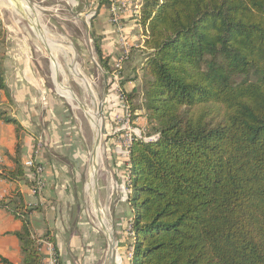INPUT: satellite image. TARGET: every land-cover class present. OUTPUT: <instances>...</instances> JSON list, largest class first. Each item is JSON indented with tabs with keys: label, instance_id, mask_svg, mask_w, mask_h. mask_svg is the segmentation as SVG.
<instances>
[{
	"label": "trees",
	"instance_id": "trees-1",
	"mask_svg": "<svg viewBox=\"0 0 264 264\" xmlns=\"http://www.w3.org/2000/svg\"><path fill=\"white\" fill-rule=\"evenodd\" d=\"M137 23L145 55L119 84L141 71L140 91L120 98L156 138L129 148L126 264H264V0H142ZM18 159L0 177L20 180ZM0 209L22 223L21 264H40L32 209L17 193Z\"/></svg>",
	"mask_w": 264,
	"mask_h": 264
},
{
	"label": "crops",
	"instance_id": "crops-1",
	"mask_svg": "<svg viewBox=\"0 0 264 264\" xmlns=\"http://www.w3.org/2000/svg\"><path fill=\"white\" fill-rule=\"evenodd\" d=\"M120 1L132 6H140L142 2ZM109 6V2L99 6L92 16L94 34L99 37L103 55L108 57V66L116 74L110 76L104 72L106 79L113 76L101 101L105 112L107 146L117 138L122 139L125 132L121 130L113 134L120 125L118 121L129 115L128 105L120 99V95L131 94L139 87V77L122 85L119 84V77H129V69L139 64L145 55V34L137 18L130 12H123L118 30L110 21ZM26 50L22 46L8 45L0 51V112L18 125L16 131L15 125L0 120V166L14 169L17 151L24 171V176L15 183L0 177V202H8L17 193L25 209H32L28 221L42 255L40 264H52V259L55 262L58 260L59 264H104L107 251L102 259V247L106 237L100 239L91 224L86 222L81 204L79 180L83 155L78 131L71 125L65 110L58 105L57 98L48 89L43 75L27 56ZM122 59L123 68L121 65L117 69ZM134 116L132 126L143 132L144 118L139 116V112ZM38 143L39 149L36 148ZM29 159L43 168L41 179L44 188L37 194L33 193V173L24 167ZM126 162L122 159L120 165H116L124 184L127 180ZM125 210L131 216L128 205ZM124 223L115 224L114 235L121 264H126L129 259L124 244ZM21 227L19 219L0 209V259L21 264L20 242L13 235ZM122 243L124 246H121Z\"/></svg>",
	"mask_w": 264,
	"mask_h": 264
},
{
	"label": "rangeland",
	"instance_id": "rangeland-1",
	"mask_svg": "<svg viewBox=\"0 0 264 264\" xmlns=\"http://www.w3.org/2000/svg\"><path fill=\"white\" fill-rule=\"evenodd\" d=\"M23 1L27 3L28 7L31 6V8H28ZM23 1H0V51H2L4 46L6 47L8 45L27 48V56L32 60L33 64L43 75L48 89L54 95L55 99L57 98L56 100L58 105L65 110V113L70 118L71 125L75 126L77 129L78 137L82 144L81 153L83 155L82 172L80 175L79 185L81 192V204L83 205L85 220L91 224L96 234L100 235V239H102V237L105 238L106 235L96 226L93 209L91 208L90 191L86 187L88 181L87 168L91 157L94 129L92 128L91 121L86 114V111H84L85 108L90 109V107H92L91 105L93 99L95 102L97 101V103L101 105L100 108L102 117L101 120L98 119L100 127L102 125L106 132L104 121L105 112L104 109H102L101 101L104 99L105 94L107 93L106 90L110 85L107 83L108 79L105 77V71L102 69L97 59L94 37L92 36L95 35L93 31L92 16L96 12L98 4L102 0ZM11 6L17 9H20L21 7L22 12L24 11L25 13L18 15L13 11ZM29 18L34 26H29L26 23ZM44 36L50 43L51 58L47 56L45 51L46 42ZM71 57L74 59V64L78 69L81 78L86 83V88L82 85V81L71 75L68 69L70 67L69 65L72 63ZM57 64L59 65L56 66ZM129 70H131L130 76H132L133 69ZM136 75L139 77L140 91L142 72L137 71ZM105 79L106 84L104 86ZM110 79H113V76ZM54 85H56L58 92L63 98L57 95ZM59 86L66 89L70 95L65 94L63 89ZM132 102L133 105L138 106L140 101L139 98H136L135 96ZM80 106L83 108V111L79 109ZM135 118L136 116H134L133 119L129 117V129H124L125 132L123 133L122 139L117 138L118 140H114L110 146L106 145L105 140V146H102L101 136V142L97 149L100 150L99 153L103 156L104 169L106 173L109 174L111 182L114 186V188H109L105 175L98 173L97 186L99 201L102 209L107 208L109 211V222L110 226L113 227L114 235L116 225L121 223V221H124L127 224L126 227H128L127 221L130 219V213L125 210L127 209V203L123 200V192L127 191V189L125 188L124 181L122 182L120 173L117 172L118 168L116 166L117 164L120 165V161L124 159L121 152L125 150V136L127 134L132 135L133 137L132 132H134L136 135L140 134V136L143 137V133L149 132L150 129V126L148 127L146 123L147 121L144 119V124L141 126L144 131L140 132L137 126H132L131 121ZM102 250V259H104L107 251L106 238ZM119 250L120 248L118 247V252ZM115 258V264L122 263L119 256L117 257L116 255Z\"/></svg>",
	"mask_w": 264,
	"mask_h": 264
},
{
	"label": "bare ground",
	"instance_id": "bare-ground-1",
	"mask_svg": "<svg viewBox=\"0 0 264 264\" xmlns=\"http://www.w3.org/2000/svg\"><path fill=\"white\" fill-rule=\"evenodd\" d=\"M2 1V0H0ZM16 2H20L21 0H14ZM23 1V0H22ZM24 2V1H23ZM25 3V2H24ZM26 6L28 7L27 3H25ZM28 8H31V6H29ZM21 11V15L22 13L24 14L25 12L23 11L22 12V9L20 7L19 9ZM25 16V15H24ZM32 26L33 23L32 21L30 20V18L27 20ZM54 45V44H53ZM66 48V47H65ZM60 49V48H59ZM53 50V49H51ZM66 50V49H65ZM63 52V51H62ZM64 53V52H63ZM68 53V52H67ZM66 56V55H65ZM72 58V57H71ZM54 59V58H53ZM71 64L69 65L70 67L68 68L71 75L82 81V85L86 88V83L85 81L81 78L80 76V73L78 71V69L76 68L75 64H74V59L72 58L71 60ZM56 64V63H55ZM54 65V64H53ZM59 64H57L56 66H58ZM68 67V66H67ZM97 75V74H96ZM81 85V84H80ZM90 85V84H88ZM60 87V86H59ZM61 89H63V91L65 92V94L67 95H70V93L60 87ZM94 97V96H93ZM92 97V98H93ZM70 100V99H69ZM75 102V101H74ZM79 104V103H78ZM92 107H90V109H84V111H86V114L88 115L90 121H91V124H92V128L94 129V140H93V145H92V149H91V157H90V161H89V166H88V172H87V184H86V187L88 188V190L90 191V196H91V208L93 209V215H94V218L96 220V226L97 228L102 231L106 236L108 235L107 234V230L104 228V223H105V220L108 224V226H110V222H109V211L107 210V208L105 209H102V215L100 213V210L97 206V199H96V194H95V186H97V179H98V173H102L105 175V177L107 178V181H108V184H109V188L113 187V183L111 182V179H110V176L108 173H106L105 169H104V163H103V156L101 153H99L100 150H97L98 149V145L100 144L101 142V133H100V122H99V114H98V106L99 104L97 103V101L95 102V100L93 99L92 100ZM97 114H98V117H97ZM88 120V119H87ZM94 177L96 178L95 179V184H94ZM98 187V186H97ZM96 199H94V198ZM102 216V217H101ZM103 221V222H102Z\"/></svg>",
	"mask_w": 264,
	"mask_h": 264
},
{
	"label": "built area",
	"instance_id": "built-area-1",
	"mask_svg": "<svg viewBox=\"0 0 264 264\" xmlns=\"http://www.w3.org/2000/svg\"><path fill=\"white\" fill-rule=\"evenodd\" d=\"M107 2H109L110 6H109V10H110V21L112 23V25H114L118 30H120V26H121V15L123 12H130L133 16H135L137 19L140 15V6H132L129 5L127 3H125L124 1H120V0H106ZM122 61H119L118 65H117V69H120ZM122 99V97L120 98ZM129 115H127L125 117L124 120H120L118 121V123L120 124L119 127H116V130L113 132V134H116L118 131L124 130V129H129L128 128V123H129ZM133 133V137L132 135H127L125 136L126 138V143H125V150L123 152H121L123 154V158L125 160H128V155H129V148L131 146V142L132 139L134 137H137L139 139H144V140H153L156 137L152 136L150 138H143L142 136L136 135V133ZM37 149L40 148V144L38 143L36 146ZM0 162H1V157H0ZM24 167L31 170L34 176V189H33V193L37 194L40 193L43 188H44V181L41 179V174L43 172V168L40 165H37L36 163L33 162L32 159L27 160L24 163ZM127 180L125 182V188L127 189V191L123 192L124 196H123V200L126 201L130 191L128 190L127 186ZM129 226V225H128ZM131 235V233L129 234ZM40 251V249H39ZM52 264H56L55 259H52Z\"/></svg>",
	"mask_w": 264,
	"mask_h": 264
},
{
	"label": "water",
	"instance_id": "water-1",
	"mask_svg": "<svg viewBox=\"0 0 264 264\" xmlns=\"http://www.w3.org/2000/svg\"><path fill=\"white\" fill-rule=\"evenodd\" d=\"M12 9H13V11L16 14H18V15L21 14V11L19 9L13 8V7H12ZM26 23L29 26H31V24L28 21H26ZM44 39H45V42H46V49H45L46 54H47V56H49V58H51L50 57V43H49V41L47 40V38L45 36H44ZM105 84H106V79L104 80V86H105ZM54 87H55V91H56L57 95H59L60 97H62L60 95V93L58 92L56 85H54ZM100 106L101 105L98 106V109H99V119L101 120V117L102 116H101V108H100ZM79 109L81 111H83L82 110L83 108L81 106H80ZM100 133H101V136H102V146H105L106 132H105L104 128L102 127V125H101V128H100ZM95 179L96 178L94 177V184H95ZM95 194H96V199H97V206H98V208L100 210V213L102 215V206H101V203L99 201V195H98L99 193H98V187L97 186H95ZM104 228L108 231L107 232L108 235L106 236V241H107V255H106V259H105L104 264H115L116 263V258L115 257H116V255L118 257L119 254L117 253V246H118V244H117L116 239H115V236H114L113 227L112 226H108V224H107V222L105 220Z\"/></svg>",
	"mask_w": 264,
	"mask_h": 264
}]
</instances>
